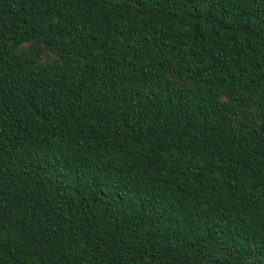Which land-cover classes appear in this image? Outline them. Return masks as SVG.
Instances as JSON below:
<instances>
[{"label": "trees", "instance_id": "1", "mask_svg": "<svg viewBox=\"0 0 264 264\" xmlns=\"http://www.w3.org/2000/svg\"><path fill=\"white\" fill-rule=\"evenodd\" d=\"M0 264H264V0H0Z\"/></svg>", "mask_w": 264, "mask_h": 264}]
</instances>
